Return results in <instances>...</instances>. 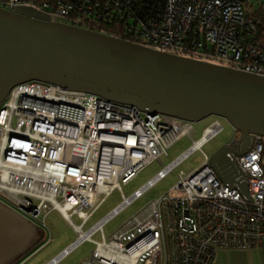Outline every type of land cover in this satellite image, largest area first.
Segmentation results:
<instances>
[{
	"label": "built area",
	"instance_id": "2783aa9c",
	"mask_svg": "<svg viewBox=\"0 0 264 264\" xmlns=\"http://www.w3.org/2000/svg\"><path fill=\"white\" fill-rule=\"evenodd\" d=\"M0 9H30L51 23L264 77V0H0ZM193 124L47 83L18 84L0 103V202L44 232L42 246L52 211L74 231L46 264L84 243L93 250L80 264H212L222 250H257L264 264V136L250 134L236 155L235 129L219 165L231 184L205 156L105 237L112 219L223 130L214 117L198 140L123 195L121 186L191 137ZM115 190L120 203L87 226Z\"/></svg>",
	"mask_w": 264,
	"mask_h": 264
},
{
	"label": "water",
	"instance_id": "95a60500",
	"mask_svg": "<svg viewBox=\"0 0 264 264\" xmlns=\"http://www.w3.org/2000/svg\"><path fill=\"white\" fill-rule=\"evenodd\" d=\"M29 81L191 123L222 118L239 132L242 148L236 155L246 150L250 134L264 136V77L51 23L30 9H0V103L14 86ZM229 152L221 148L210 164L231 184L219 166ZM16 231L27 233L19 226Z\"/></svg>",
	"mask_w": 264,
	"mask_h": 264
},
{
	"label": "rangeland",
	"instance_id": "374dc122",
	"mask_svg": "<svg viewBox=\"0 0 264 264\" xmlns=\"http://www.w3.org/2000/svg\"><path fill=\"white\" fill-rule=\"evenodd\" d=\"M213 119L214 117L211 116L198 123H194V132L192 133L191 137L187 135L183 136L178 140V142L170 147L166 156L163 155L158 160H155L151 164L147 165L132 180H130L127 184L121 186L123 195L129 196L147 180L152 178L163 166L169 164L184 150H186L192 144V140H198L203 130L210 124ZM219 120L223 125V130L217 136L211 139L207 144H205L202 147L201 151L197 150L193 152L184 162L174 168L164 179L157 182L141 198L136 200L118 216L112 219L104 227V234L106 238H108V236L114 230H116L120 225H122V223H124L137 211H139L149 202L161 197L164 193H166L173 185H175L180 173L185 175L192 172L194 169L202 165L205 160V156L211 159L217 151L223 148L226 143L230 141V139L233 137V127L226 120L222 118H219ZM236 136L238 138L239 134H237ZM120 201L121 197L117 190L110 193V195H108V197L105 199L102 206L94 214L93 218L88 222L87 226H90L105 214H107L112 208L119 204ZM46 226L49 229V233L51 235L50 242L34 256H46L41 261L42 263L43 261H45V259H48L52 254L56 252V246H59L58 248L60 249L65 243H67L74 237L63 220L55 212L49 214L48 221H46ZM95 238H98V236H96ZM89 248L90 245L85 244L81 248L73 251L57 264H76L83 257L85 251ZM250 255H252L254 259H256L254 262L249 259ZM259 259L260 251L256 250H222L216 253L212 264H261Z\"/></svg>",
	"mask_w": 264,
	"mask_h": 264
},
{
	"label": "flooded vegetation",
	"instance_id": "af4514ba",
	"mask_svg": "<svg viewBox=\"0 0 264 264\" xmlns=\"http://www.w3.org/2000/svg\"><path fill=\"white\" fill-rule=\"evenodd\" d=\"M22 225L23 220L13 210L0 206V264H15L33 247L23 249L21 233L16 231V226Z\"/></svg>",
	"mask_w": 264,
	"mask_h": 264
},
{
	"label": "crops",
	"instance_id": "0c3cea01",
	"mask_svg": "<svg viewBox=\"0 0 264 264\" xmlns=\"http://www.w3.org/2000/svg\"><path fill=\"white\" fill-rule=\"evenodd\" d=\"M52 212H55L56 214H58V216L63 220V222L66 224V226L72 232V234H73L74 237L72 239H70L67 243H65L63 245V247H61L60 249L58 248L59 246H56V248H55V251L56 252L54 254H52L51 257H49L48 259H45V261H43V263H42L41 261L46 256H43V257H34V256L38 252H40L43 247L46 246V245L45 246H42L43 240L45 238V234L36 225L30 223L29 221H26L24 218L21 217V219L23 220V223H24V225H22L21 228L24 229L25 232H27V233L26 234H23V235L21 234L22 241H20V242L21 243H24L23 249H25L27 247H30V246L31 247L33 246V247L31 248V250H29L28 252H26L21 258H19L18 261L15 264H46L50 259H52L55 255H57L60 251H62L67 245H69L74 240L75 233L71 229V227L66 223V221L62 218V216L58 212H56V211H52ZM52 212H50V213H52ZM49 214L47 215V217L45 219V224H46V221H48ZM40 240H41V242H40ZM85 244H89L90 245V248L85 251V254L83 255V257L76 264H80L83 260H85L89 256L90 252L93 250V245L90 244V243H84L79 248H81ZM249 259L252 260L253 262L256 260V259H254V257L252 255H250V258ZM259 260H260V263L262 264V256H261V253H260V259Z\"/></svg>",
	"mask_w": 264,
	"mask_h": 264
},
{
	"label": "trees",
	"instance_id": "16d2710c",
	"mask_svg": "<svg viewBox=\"0 0 264 264\" xmlns=\"http://www.w3.org/2000/svg\"><path fill=\"white\" fill-rule=\"evenodd\" d=\"M109 35H112V34H109ZM114 36H116V35H114ZM40 242H41V240H40Z\"/></svg>",
	"mask_w": 264,
	"mask_h": 264
}]
</instances>
